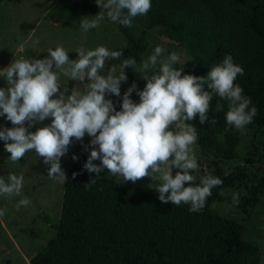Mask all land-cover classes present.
<instances>
[{
	"label": "clouds",
	"instance_id": "9594fccd",
	"mask_svg": "<svg viewBox=\"0 0 264 264\" xmlns=\"http://www.w3.org/2000/svg\"><path fill=\"white\" fill-rule=\"evenodd\" d=\"M96 3L105 12L82 20L81 28L85 32L99 27L105 16L111 22L131 28L134 18L146 15L152 6L151 0H96ZM34 43L38 44L39 40ZM20 50L23 51L22 45ZM163 52L162 47H155L139 67L134 58L124 59L119 72L115 65L106 70V62L120 60L123 51H110L105 46L93 50L78 48L76 59H69L68 51L62 46L48 49L49 55L43 59H13L9 66L0 69V77L8 85L0 88V116L13 125L0 130V140L5 141L11 161L19 162L34 150L49 165L50 178L65 180L61 157L68 152L73 138L82 141L87 133L91 140L84 148L87 151L90 147L91 151L83 167L89 173L98 175L107 169L124 182L151 177L159 181L156 190L162 203L190 204L189 211H201L212 189L223 182L208 175L199 185L194 184L195 177L190 173L198 168L194 151L197 129L186 121L193 120L197 114L202 124L208 121L213 94L228 101L226 123L237 130L252 123L257 108L249 107L251 99L234 83L244 69L233 63L231 55L212 67L206 77H196L182 75V67H173L180 61L177 53L160 60ZM126 68L141 73V79L147 83L143 90L133 83L121 98V83L128 79ZM61 76L78 82L70 94H67L68 85L61 84ZM134 91L139 96L138 103L130 98ZM106 95L121 98L119 111ZM48 118H51L49 125L29 131ZM209 122L216 123L215 119ZM72 159L78 157L73 155ZM95 160L101 163H93ZM173 168L178 170L175 175ZM76 175L73 173V177ZM24 180L23 174L0 176V195L19 196ZM90 183L94 179L86 184ZM233 199L238 202V196L234 195ZM29 203L27 198L19 200L17 210ZM6 211L0 209V217Z\"/></svg>",
	"mask_w": 264,
	"mask_h": 264
},
{
	"label": "trees",
	"instance_id": "16d2710c",
	"mask_svg": "<svg viewBox=\"0 0 264 264\" xmlns=\"http://www.w3.org/2000/svg\"><path fill=\"white\" fill-rule=\"evenodd\" d=\"M151 4L147 26L140 32L113 22L126 41L120 63L146 52L154 27H161L164 37L189 53L190 59L173 65L182 67V75L206 77L231 55L244 69L234 83L251 99L249 107L257 108L244 129L264 135V0H151ZM132 70L125 69L127 82L143 90L147 81ZM213 95L208 121L202 124L199 114L186 121L197 129V146L211 157L213 176L223 182L212 189L201 211H189L190 204L162 203L158 194L142 186L110 178L107 169L89 173L83 167L88 157L81 154L67 170L54 234L28 263L261 264L257 242L246 237L247 225L212 207L223 200L222 189L249 179L245 164L225 174L224 163H252L255 156L252 150L240 153L243 129L227 125L228 101ZM212 119L215 124L209 122ZM176 171L172 169L173 175ZM190 174L199 185L194 171ZM91 179L94 183L86 184ZM255 188L252 182L250 195L243 198L244 212L256 204Z\"/></svg>",
	"mask_w": 264,
	"mask_h": 264
},
{
	"label": "rangeland",
	"instance_id": "374dc122",
	"mask_svg": "<svg viewBox=\"0 0 264 264\" xmlns=\"http://www.w3.org/2000/svg\"><path fill=\"white\" fill-rule=\"evenodd\" d=\"M106 2V0H105ZM99 12H105L96 3V0H20L0 2V69L6 68L13 59L47 57L48 49L57 46L64 47L69 53V59H76L78 48L93 50L98 46H105L110 51H122L126 41L113 22L105 19L100 26L85 32L81 28L84 19H93ZM148 15L139 16L134 22L132 29L140 32L147 26ZM150 40L146 52L137 58V66L153 54L155 47L164 49L160 60H167L172 53L180 56L179 63L190 59L189 53L181 46L169 41L162 34L161 27L150 29ZM39 40L38 44L34 41ZM21 45L23 51H21ZM115 65L119 72L120 60L106 62V70ZM159 65L157 66V68ZM133 73L141 79V73ZM153 73L149 70L148 74ZM62 85H68L69 92L78 82L61 76ZM143 80V79H142ZM132 85L121 83V98L125 91ZM8 87L3 77H0V88ZM83 88V85H77ZM121 98L114 95H106L120 110ZM134 102H139V96L134 91L130 97ZM51 118L36 123L29 128L35 132L37 128L47 126ZM27 126V122L26 125ZM13 125L5 117L0 116V130L11 128ZM91 137L85 134L82 141L73 138L68 152L61 157V168L67 174L68 168L75 161L73 155L79 157L90 155L91 148L86 151L84 146L90 144ZM10 142V141H9ZM5 141L0 140V176L6 177L9 173L17 176L23 174L25 177L23 188L19 196L6 197L0 195V209H6V215L0 217V264L7 260L14 263L29 264V258L40 250L44 244L53 236L52 224L56 223L60 216L65 180L53 179L48 176L49 165L44 164L43 158L39 157L34 150L25 154L19 162L11 161L10 153L5 151ZM240 153L252 150L255 154L252 163H243L241 160L224 163L225 174L233 171L238 164H245L249 179L242 183H236L220 191L222 201H216L212 207L223 216L234 218L247 225L246 237L257 242L260 251V261L264 264V135L254 136L252 129L241 131V142L238 147ZM194 151L198 168L194 171L195 176L201 180L203 177L213 176V167L210 165L211 157L195 143ZM93 163L99 165L100 160ZM107 175L117 181H123L119 175ZM127 183L139 185L159 195L156 187L159 181L151 177H144L136 182ZM255 185L256 204L243 211V198L250 195L249 187ZM167 195V194H166ZM234 195L238 196V202H234ZM27 198L30 203L17 210L19 200Z\"/></svg>",
	"mask_w": 264,
	"mask_h": 264
}]
</instances>
